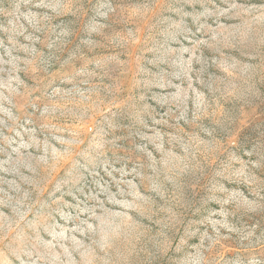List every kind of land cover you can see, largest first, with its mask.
<instances>
[{"label":"rangeland","instance_id":"rangeland-1","mask_svg":"<svg viewBox=\"0 0 264 264\" xmlns=\"http://www.w3.org/2000/svg\"><path fill=\"white\" fill-rule=\"evenodd\" d=\"M0 264H264V0H0Z\"/></svg>","mask_w":264,"mask_h":264}]
</instances>
